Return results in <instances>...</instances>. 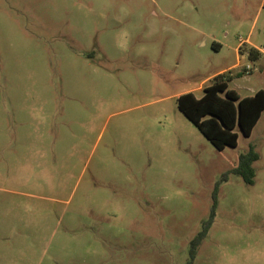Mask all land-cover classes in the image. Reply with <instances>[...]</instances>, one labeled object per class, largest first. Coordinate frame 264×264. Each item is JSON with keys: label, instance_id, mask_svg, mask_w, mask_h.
Segmentation results:
<instances>
[{"label": "rangeland", "instance_id": "1", "mask_svg": "<svg viewBox=\"0 0 264 264\" xmlns=\"http://www.w3.org/2000/svg\"><path fill=\"white\" fill-rule=\"evenodd\" d=\"M220 72L264 89L263 0H0V264H264V110L217 149L177 105Z\"/></svg>", "mask_w": 264, "mask_h": 264}, {"label": "trees", "instance_id": "2", "mask_svg": "<svg viewBox=\"0 0 264 264\" xmlns=\"http://www.w3.org/2000/svg\"><path fill=\"white\" fill-rule=\"evenodd\" d=\"M259 52L255 47L248 49V54L253 58L258 57ZM230 77L224 72L218 73L213 77L211 84L203 87L201 96L197 97L192 91H187L177 98V105L181 112L217 149H223L227 145H237L238 133L235 131L237 125L244 135H250L264 110V89L260 88L252 95L241 96L234 89L229 88ZM258 158L259 153L250 146L247 151L239 154L237 165L216 182L211 213L203 221L201 230L190 242L191 260L213 221L219 184L227 178L228 173L237 174L245 182L252 183L255 175L252 163ZM190 263L191 261L188 264Z\"/></svg>", "mask_w": 264, "mask_h": 264}, {"label": "built area", "instance_id": "3", "mask_svg": "<svg viewBox=\"0 0 264 264\" xmlns=\"http://www.w3.org/2000/svg\"><path fill=\"white\" fill-rule=\"evenodd\" d=\"M250 68H251V66H250V65H247L246 70H248V69H250Z\"/></svg>", "mask_w": 264, "mask_h": 264}, {"label": "crops", "instance_id": "4", "mask_svg": "<svg viewBox=\"0 0 264 264\" xmlns=\"http://www.w3.org/2000/svg\"><path fill=\"white\" fill-rule=\"evenodd\" d=\"M221 73V72H220Z\"/></svg>", "mask_w": 264, "mask_h": 264}]
</instances>
